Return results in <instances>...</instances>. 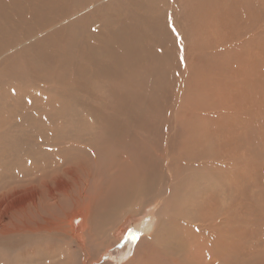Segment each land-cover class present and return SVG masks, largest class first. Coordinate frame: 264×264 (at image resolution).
Segmentation results:
<instances>
[{
  "label": "rangeland",
  "instance_id": "rangeland-1",
  "mask_svg": "<svg viewBox=\"0 0 264 264\" xmlns=\"http://www.w3.org/2000/svg\"><path fill=\"white\" fill-rule=\"evenodd\" d=\"M162 2L175 44H156L155 29L137 31L140 41L151 40L154 60L138 54L127 66L124 45L113 42L118 74L85 57L76 65L67 62L73 77L76 71H100L85 85H71L67 72L51 62L43 64L40 77L27 57L0 71V264H200L204 243L219 238L229 241H221L227 252L219 264H264V0H220L218 7L208 0L204 19L200 0ZM117 5L96 16L109 13L110 23L118 15L109 25L116 26L124 18L123 3ZM167 89L174 96L165 103ZM153 116L151 127L162 133L169 123L176 145L172 161L168 150L155 151L151 138L139 132ZM80 117L91 137L78 135ZM153 150L160 168L153 186L163 195H134L135 213L127 215V206H120L114 214L109 197L120 195L115 189L129 180L126 169L142 175L149 162L140 157H151ZM88 202L94 222L86 229ZM149 207L160 217L152 239L127 244L131 259L124 252L108 257L107 249L116 252L132 236L145 234L140 230L148 220L136 221ZM26 227L40 231L1 235Z\"/></svg>",
  "mask_w": 264,
  "mask_h": 264
},
{
  "label": "bare ground",
  "instance_id": "bare-ground-1",
  "mask_svg": "<svg viewBox=\"0 0 264 264\" xmlns=\"http://www.w3.org/2000/svg\"><path fill=\"white\" fill-rule=\"evenodd\" d=\"M160 1L159 0H124V2L123 1L121 2V0H0V71L4 69L6 66L12 68L15 65L16 60L19 57H27L26 63L30 66H33L38 71V74L40 72L41 73L40 77L44 75V73L42 74L41 72L44 66L43 64L45 62H51V63H54L55 66L61 71L63 70L67 72V76L72 78V80L70 81L71 85L75 84L74 81H76L79 85H85L87 82L93 80V78L96 77V74L98 75L100 71L96 70L95 73L89 72V74L87 73L79 74L78 71H76L75 73L76 76L73 77L72 75H70L71 73L67 71L69 69L67 62H72V64L74 62V64L76 65V63H82L80 62L81 61L80 59L85 57L88 60V63L92 65L93 64L98 65L99 66L98 69L104 70L105 73L113 72V73L118 74V72H115V71H119V68L116 65V62H118L117 61L118 58L114 54L115 49L111 47V43L113 42L118 44L119 45V46L117 45L118 47H122L124 45V51L122 52L121 56L124 57L125 63L128 64L127 66H129L131 63L136 62L137 58L139 57L137 56L138 54L140 55V58L144 61L146 60L149 62L152 59L154 60L155 52L153 50H150V46H149L151 43V40L146 39L143 42L144 38L139 37L140 39H142L140 41L137 38L138 36H140L137 34V31L141 30L142 32L145 31L146 33L147 30L152 29L153 31L155 29L156 35L154 36V40L156 41V44H158V42L163 43L162 45L163 48H166L167 44L173 45V42H174L173 35H175V32L172 26V19L169 18L168 16L169 12L166 6L164 5V3L162 2V0ZM212 1L216 3V7H218L220 0H212ZM117 3L121 5L123 3L124 18L123 20L120 21V23L118 21V18H116L118 21L116 23L117 25L110 27L109 26L110 24L112 26V24L115 23L113 18H115L116 15L113 16L112 21L110 20L111 22L109 23L108 22L110 19L109 13H108L109 15L108 18L102 17V19L96 16V14L103 15L104 8L117 5ZM207 3H208V0H200L199 8H198L199 15H200L199 18L204 19V17H206L208 13ZM131 4L140 8L141 11L136 12L135 10H133L131 7ZM217 11H219V8H217ZM215 13L219 14V12H215ZM105 15L107 14L105 13ZM130 16H133L135 18L128 20L129 19L128 17ZM172 17H174L173 19L176 18L174 14L172 15ZM96 18L99 19L97 20L98 22L95 21ZM90 26L93 28H91ZM102 34L105 35V38L102 37L103 39L102 38L100 39L99 35H102ZM77 49H80V51H77ZM109 49H112V52H109L108 51ZM109 53H112V56L107 55ZM109 58H112L111 61H109ZM170 58H172L171 54H170ZM53 72H49L48 74H51ZM105 73H103V75H105ZM86 75H89L90 78L85 77ZM168 91L171 92L169 89H167L164 95L165 103H167L169 99H173V96H174V95L173 96L170 95L171 96L170 97L168 95ZM103 92H105V90H103ZM130 104H132V102H130ZM106 105L107 103L104 104L105 108H106ZM155 119L156 118L154 116L150 118L149 120H153V121L151 122L147 121L146 124L141 126V129L139 130V132L143 137L144 135H146L145 138H148V139L151 138L150 140L153 142L155 151L156 149L163 150L162 152H164V150L166 151L168 150V156L171 158V161H172L173 156L171 155L172 153L171 147L174 148L176 145L174 144V140L172 141V139H170V136H168L169 123L166 124L164 131L162 133L158 127H151ZM77 124L80 126L78 135H86L89 137L92 136L91 130L88 129L87 127L88 123L86 119L82 117L78 118ZM112 127L114 128V126ZM136 133H135V136H136ZM173 136L175 137V133L173 134ZM134 140L135 139H133L132 141ZM134 142L137 143L138 145L142 143V141L139 143L136 141ZM154 150L151 153V157L146 156V155H145L146 158L140 157L144 164L146 162H149L146 164L147 169L145 171L141 170L142 175H140L139 173L140 170L131 169L129 167L126 169V172L128 173L126 174H127V177L129 175V180L128 178L125 177V181L119 186H117L118 187L117 189H115V191L121 192L120 195H111V197H109L108 205L110 208H112L114 214H116L115 212L120 206H125V207L127 206V215L135 213V209L133 207H136V204L133 205L134 201H131L134 195L138 196V194H142V193L146 194V192L148 191H150V198L153 196L152 191H154V194L156 195V197L158 196L160 197L163 195L159 192L160 191L159 188L156 189L158 184L155 187L153 186V179L157 177V175H159V171H160L159 162L157 161L158 156L155 155ZM127 151L128 150H126L125 152ZM103 153H108V152L104 150ZM153 161L157 163L155 168L151 167V163ZM173 163L172 165H174ZM168 167L169 166L166 165L165 168L167 169ZM169 174L171 175V173ZM168 187H172L171 184ZM163 201H165V198L162 200V202ZM138 203H141L140 200H138ZM140 205H142V203ZM85 206H86V216H87V219H86V229H87V222L91 223V225L94 222V220L89 221V218L92 216L90 214L93 210L92 208L93 203L88 202L85 204ZM109 214H112V213L107 211L104 215H109ZM79 215L80 214L77 213V216ZM81 215H82V212H81ZM104 215L102 218L103 220H105ZM143 216L144 217L142 219H138L137 221L136 220L135 221L138 222L140 220L139 223L148 222L147 224H145L144 229L142 228L140 230L141 232L145 234L142 236L140 235H137L135 237L132 236L129 242L125 244V247L123 249L118 248L116 252L114 251V249L113 250L107 249L105 252H109L108 257H111L113 254L118 257V256H121V254L124 252L122 256L127 257V259L128 258L131 259L132 256H129L131 253L130 254L128 253V251L130 250V247L127 249V244L133 247V245H135L137 241H141V239L143 238H145L146 241H148L149 238L152 239L151 233L153 232L155 233V231H157L159 223H160L159 213L155 212L152 208L151 210L145 211V214H143ZM152 216L155 217V220L151 223ZM216 220L217 218L214 220V222ZM75 225H76V229H78L79 223ZM54 229L56 230V227H51V230H54ZM38 231H40L39 228H33V227H28V228L26 227V228H21V229L16 228V230H10V229L5 230L4 229L1 232V235L5 237L12 233L33 234ZM189 236L190 235H187V237ZM186 239H183V240L187 241ZM201 240L202 239H200V241ZM222 240L223 239L219 238V241H220L219 242L217 239L216 244L212 243L214 240L213 241L210 240L211 242L207 241L204 243L203 250L201 251L202 252L205 251V254L202 257H198V259H201L200 264H219L220 263L218 262L220 256H222L223 252L224 253L227 252V251L225 252L222 249V248H225V246L223 245L224 246L223 247L221 244ZM222 243L228 244L229 241L228 242L222 241ZM84 248H85V245L83 249ZM230 248H231L230 251L235 249L233 245L230 246ZM202 254L203 253H201V255ZM193 257L195 258V256ZM194 263H195V260L193 259L192 264Z\"/></svg>",
  "mask_w": 264,
  "mask_h": 264
}]
</instances>
